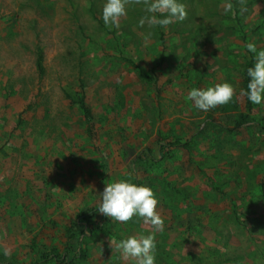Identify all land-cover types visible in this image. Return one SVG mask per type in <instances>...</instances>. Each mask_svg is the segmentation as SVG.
Returning a JSON list of instances; mask_svg holds the SVG:
<instances>
[{
  "label": "rangeland",
  "instance_id": "obj_1",
  "mask_svg": "<svg viewBox=\"0 0 264 264\" xmlns=\"http://www.w3.org/2000/svg\"><path fill=\"white\" fill-rule=\"evenodd\" d=\"M105 2L0 0V253L27 264L33 240L63 251L66 226L106 183L137 177L164 219L156 264H264V103L235 128L243 97L207 112L185 99L223 82L239 96L245 44L264 50V0H247L243 14L238 0H178L187 18L167 30L139 24L143 5L109 28ZM78 79L95 139L69 98ZM150 231L137 216L98 213L73 251L86 249L83 264H134L110 238Z\"/></svg>",
  "mask_w": 264,
  "mask_h": 264
},
{
  "label": "clouds",
  "instance_id": "obj_2",
  "mask_svg": "<svg viewBox=\"0 0 264 264\" xmlns=\"http://www.w3.org/2000/svg\"><path fill=\"white\" fill-rule=\"evenodd\" d=\"M238 3L240 13H245L248 10L247 0H238ZM129 5H143L144 12L150 14L139 20L141 26L147 24L149 27L160 26L167 30L170 24L187 18L186 7L178 0H106L102 10L104 24L109 28H119L121 19L127 16ZM224 12L234 15V5L231 2L226 3ZM156 14L163 18H157ZM245 47L255 54L254 65L247 69L250 78L247 90H241L237 96L234 86L229 82L216 83L207 88L193 87L185 99L191 102L195 109L207 112L232 102L234 97L240 99L245 96L253 104L264 103V50L257 51L254 42H248ZM127 176L131 177V173ZM100 197L97 209L111 221L127 224L137 216L151 229L146 234L129 235L118 242L110 238L109 246L119 251L125 261H133L134 264H156L155 233L163 231L164 219L157 211L160 201L153 189L147 185L136 184L130 178H121L106 183ZM7 254L5 250V255Z\"/></svg>",
  "mask_w": 264,
  "mask_h": 264
},
{
  "label": "trees",
  "instance_id": "obj_3",
  "mask_svg": "<svg viewBox=\"0 0 264 264\" xmlns=\"http://www.w3.org/2000/svg\"><path fill=\"white\" fill-rule=\"evenodd\" d=\"M247 44V43H246ZM245 44V45H246ZM244 53V65L241 77L240 87L241 90H247V85L249 82V77L247 75V69L252 67L255 63L254 53L249 52L245 47ZM122 59L130 66L137 68L139 75L147 82L153 83L154 81L150 76L140 69L139 65L132 60L130 57L123 56ZM162 59V54L159 55V60ZM36 69L39 76H42L44 72L43 66V57L42 53L39 51L36 55ZM160 91L159 89H157ZM69 98L73 104H76L84 117V122L86 123V132L89 138L95 139L96 137V129H95V117L91 107L86 102V94L84 90L83 81L78 79L77 81V91L74 93V96L71 94ZM244 101V110L239 113V119L236 122L235 128H239L244 124H247L250 120V111L252 109L253 103H251L247 97H243ZM264 132V126L262 127ZM167 144V143H165ZM170 147L174 146H182V143L179 140H174L168 143ZM138 164L140 161L137 162ZM134 183L142 184V180L139 178H134ZM98 204L91 206H84L76 216L71 220L70 225L65 228V237L66 243L63 251L57 246L42 244L39 242L31 243L30 249L32 252V256L27 264H83L84 261L87 260V251L86 249H78L75 250L76 244L81 243V235L85 232L87 228L93 229L95 225V218L97 217L99 211L97 209ZM0 264H23L13 259L9 255H5V253H0Z\"/></svg>",
  "mask_w": 264,
  "mask_h": 264
}]
</instances>
